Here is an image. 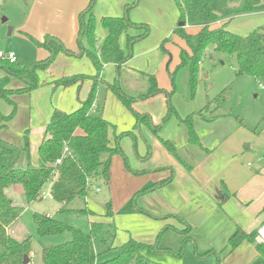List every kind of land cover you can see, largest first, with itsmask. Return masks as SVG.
<instances>
[{
  "label": "crops",
  "instance_id": "crops-1",
  "mask_svg": "<svg viewBox=\"0 0 264 264\" xmlns=\"http://www.w3.org/2000/svg\"><path fill=\"white\" fill-rule=\"evenodd\" d=\"M29 1L26 19L17 26L18 29L31 39L40 40V43L46 36L54 37L68 50V54L60 52L55 58L59 66L56 63L53 66V63L45 71L37 72L38 79H42L41 87L35 91L39 94L38 99L34 101L35 104H30L27 123L25 122L20 132L18 131L16 138L21 147L27 131L30 154L33 156L32 163L36 164L37 148L54 110L48 105H42V98H48L50 91H53L50 83L76 75L84 77L74 85L61 88L64 90L62 92L68 93L66 97H61V89H57L59 90L58 105L68 109L72 107V110L57 109L71 113L88 98L96 71L91 61L82 55L81 47L77 48V44L87 46L86 41L80 39L79 16L91 0ZM135 1L95 0L92 8L96 20L95 33L98 46L102 44L107 34L100 24V20L104 17L126 16L137 27L129 29L120 37L119 46L124 53H127L128 38L139 37L146 33L144 38L132 45L134 50L130 60L122 65L118 72L122 88L130 95L129 98L135 99L132 109L150 117V126L146 122L137 124L135 118L133 123L132 118L126 116L124 112L122 114L125 120L122 118L119 120L117 115H110L107 102L103 103L101 115L110 124L111 147L118 144L128 162V167L137 174L128 175L122 167L119 155H113L111 163L115 172L114 169L109 171L108 183L113 216L105 217L107 208L99 205L98 210L93 212L94 215H88L91 223L105 225L102 235L106 245L118 246L132 239L153 246L158 235H162L167 239L161 240L164 243L160 250L178 249L179 253H177L180 256L183 248L192 245L194 258L197 261H192V264H251L258 255L254 245L243 239L231 249L229 240L235 235H248L264 226V164L262 155L259 154L255 158L253 152L254 148H259L261 153L264 151V130L251 135L242 121L239 122L238 119L219 110L220 108L216 109L215 106L201 116L197 114L198 112L194 114L193 126L200 145L189 143L186 126L185 128L177 126L171 119L176 117L182 121L189 115L183 118L171 106L173 114L168 122L163 123L170 104L166 102L163 93L146 100L139 99L149 89L148 78L153 75L143 73L141 70L156 75L159 73L158 70L162 68L166 58L161 55L160 48L166 44V39L173 36L178 27L174 25L176 22L180 23V15L177 17L173 0H137L136 4ZM257 14L264 12L250 15ZM245 16L249 22L248 26L252 25L254 18L250 19L249 15L235 18ZM263 16L259 15V17ZM235 18L227 24V27ZM262 20L264 21V18ZM225 22H219L216 26ZM262 26L264 24L260 27ZM184 28L191 33L198 30L188 25ZM14 30L11 29L10 34ZM229 31L234 33L232 30ZM49 55V52L41 47L33 51V56L38 62L47 59ZM116 71V66L106 64L99 78L104 84H112L116 78ZM5 76L4 72L0 78ZM14 81L11 80L10 88L24 87L16 85ZM104 84L98 85L95 108L98 106L101 109L98 96L99 88L104 87ZM71 90H76L81 97L76 98L75 104L73 93L68 92ZM136 94L140 96L135 98ZM25 96L27 94L13 96L11 99L15 103L18 97ZM106 97L109 98L108 95ZM167 101L169 102V99ZM116 111L122 112L120 107ZM13 118L6 123V126L12 124L16 116ZM17 121H19L18 117ZM122 122L124 124L119 128L120 132H116L114 123H117L118 128ZM135 126L140 138L132 132ZM143 126L153 131L155 127H160L156 131L157 139L151 138ZM119 133L125 135L116 142L114 139L120 136ZM129 133L130 136L127 135ZM164 142L173 146L175 154L164 146ZM116 172L119 177L116 175L117 178H113ZM150 187L155 188L134 198L136 194ZM86 199H84L85 204ZM169 233L171 235H168ZM97 242H100V239H96L94 243ZM100 246L99 250L95 246L97 253L103 249L101 243Z\"/></svg>",
  "mask_w": 264,
  "mask_h": 264
},
{
  "label": "trees",
  "instance_id": "trees-1",
  "mask_svg": "<svg viewBox=\"0 0 264 264\" xmlns=\"http://www.w3.org/2000/svg\"><path fill=\"white\" fill-rule=\"evenodd\" d=\"M174 1L179 10V22L185 23L183 27H177L174 34L185 43L191 54L189 59L191 60L190 88L192 95L195 93L198 82L197 67L200 59L208 50L235 56L237 61L235 76L237 78L246 76L264 83V26L254 29L246 36H240L227 30V24L235 17L264 12V0ZM94 2L95 0H91L88 7L79 16L80 39H84L87 44L86 47L80 45L82 55L91 61L96 71L88 98L71 113H64L59 109L53 110L44 129L41 143L37 148L36 164L30 161V143L27 131H25L23 144L19 151L27 155V167L21 170L13 165H0V264H23L24 257L29 258L31 252L29 239L18 242L8 235L7 228L20 214V209L14 206L5 194L8 187L20 186L26 200L31 202L41 198L45 187L52 183L50 198L60 205L58 213L94 215L93 212H88L86 209L71 210L68 205L76 199H85L94 183L101 180L108 184L111 156L115 154L123 156L117 143L115 147H111L110 124L100 114L101 109L98 106L95 108L98 85L104 84L99 78V74L106 64L116 66L118 74V69L132 56V45L144 38L146 33L139 37L128 38L127 53H124L119 46V39L129 29L137 27L126 16L104 17L100 20V24L107 34L102 44L98 46L95 33L96 20L92 13ZM231 5L234 6L231 7ZM222 21L226 22L216 26ZM186 25L198 28V30L188 33L184 28ZM34 42L49 52L50 55L47 59L33 64H25L18 60L9 63L0 59V69L6 72V76L0 78V99L13 106V111L3 118L6 122L15 115V103L11 98L28 94L38 88L37 72L45 71L58 53L68 54V50L54 37L46 36L42 43ZM161 49L164 50L163 46ZM183 65L184 62L181 63V66ZM12 79L21 80L24 87L10 88ZM83 79V76L76 75L57 79L50 85L53 90L57 87L67 88ZM149 80V90L146 95L139 97L140 100L164 93L163 90L157 88L153 77H150ZM104 85L130 110L137 124L146 122L150 126V117L132 109L135 99L126 97L122 93L116 78L112 84L105 83ZM212 106H215L216 109L220 108L221 104L218 98L208 100L197 114L201 116ZM172 114L173 110L169 105L163 122L167 121ZM181 122L187 128L189 143L200 145L193 126V115L187 116ZM155 128L154 132L157 131V128L159 129V127ZM124 135L116 136L114 140L118 142ZM163 144L171 153L175 154V149L171 144L167 142ZM0 152L8 154L11 150L0 146ZM103 155H108L110 158L104 161L102 160ZM57 161L60 162L57 163ZM153 188L155 187L136 194L134 198ZM106 208L105 217H112L111 203H107ZM33 217L37 233L40 236H59L65 232L71 234V240L51 246L50 249H43L41 255L43 264H158L150 260L147 254L156 247L161 235H158L153 246L132 239L122 245L112 246L111 244L106 245V241L103 239L102 234L105 226L103 223H91L89 233L86 234L77 229L67 228L47 215L34 214ZM96 239H100L103 246L100 253L95 250ZM243 239L253 244L258 254L251 264H264V244L257 241V231L248 235L233 236L229 240L231 249L235 248ZM109 255L112 257L108 258Z\"/></svg>",
  "mask_w": 264,
  "mask_h": 264
},
{
  "label": "rangeland",
  "instance_id": "rangeland-1",
  "mask_svg": "<svg viewBox=\"0 0 264 264\" xmlns=\"http://www.w3.org/2000/svg\"><path fill=\"white\" fill-rule=\"evenodd\" d=\"M29 2V0H0V51L4 53H14L16 59L18 58L17 60L25 64H33L37 61V59L33 56V51H36L39 46H37L34 41L40 42L38 39L34 40L29 36H26L25 33L21 32L17 27L20 26L21 23H23L26 19L25 14L28 12L27 4ZM136 2L137 0L135 1V4ZM174 5L178 17L179 10L175 1ZM232 6L234 5H231V7ZM259 15L264 14H257L253 16L249 15L251 16L250 19L254 18L252 19L254 22L252 25L249 24L250 26L247 24L249 23L246 20L247 16L235 18L233 20L234 22H232L227 27V29L232 30L234 33L240 36H246L251 31L264 24V21L262 20L264 16L259 17ZM176 25H178V22H176L174 26ZM11 29L15 30L10 34ZM79 47V44H77V48ZM163 48L164 50L160 48V53L166 58L162 68L160 69L161 71L158 70L159 73H157V75L156 73H148L142 70L141 72L150 75L153 74L152 77L156 81L157 88L164 90L163 94L166 98V102L170 104V106H172L175 110H177L176 112L179 113L180 116L184 118L191 114L194 118V114L199 112L206 105L208 100L218 98L221 104L219 110L230 114L231 117L236 118L239 121H242L248 131H250L251 135L257 134L260 130H264V83L257 82L253 78L246 76L237 78L235 76L237 68L235 56H228L208 50L206 54L200 59V64L197 67L198 82L195 87V93L192 95L190 88V51L175 34L166 39V44L163 45ZM133 50L134 49L131 48V53H133ZM58 55L59 53L55 56V58ZM55 58L49 66H51L53 63V66L56 64L59 66ZM182 62H184L183 66H181ZM115 74L120 90L126 97H130V95L127 94L122 88L120 82V73L118 72L117 74L116 71ZM1 75H4V71L0 69V76ZM149 79L150 77L148 80ZM14 80L16 85L24 86V83L21 80ZM38 80V88L32 90L25 97H18V100L15 101L14 118L15 116L16 118L15 121L8 126H6L7 122L5 119L3 120V118L13 111V106L0 99V126H3L0 127V146L11 150V152L8 154H3L0 152V165H13L15 168L21 170L27 167L28 157L26 154L19 151L20 146L18 145L16 138L18 131L20 132L24 128L25 122L27 123L26 118L28 117V113L30 111V104H35L34 101L38 99L39 94H37L35 91L41 87L40 80L42 79L39 78ZM260 86H262V88ZM104 87L99 88L100 95L98 96V99L101 107L100 114L102 113L103 103L107 102V108L110 115H117L119 120H121V118L125 120L123 117L124 115L122 114L124 112V114L128 117H131L133 121L134 117L132 114L130 115V110L123 106L119 99L115 95L108 92L106 87ZM59 88L65 89L64 87H57L54 90L52 88L53 91H50L49 94L50 98L49 96L46 99L45 97L42 98V105H48L53 109L62 108L66 111L72 110V107L68 109L60 104L58 105L57 102H59V90L57 89ZM63 89L60 90V96L66 97L68 93L62 92L64 91ZM148 90L149 89H147V91ZM147 91L144 93L145 95L147 94ZM68 92L73 93L74 104L76 103L77 97L81 98L78 96L76 90H71ZM107 95L109 98L106 97ZM136 96L140 95L136 94L135 98ZM168 99L169 102L167 101ZM114 103L115 105H113ZM119 107L122 112L118 113L116 109H119ZM17 117L19 121H17ZM171 119L176 123L177 126L185 128V125L178 118L171 117ZM169 120L170 118L165 122H168ZM123 124V122L120 123L117 128V123H114L116 132H120L119 128H121ZM143 129L149 132L151 138L156 137V134H158L152 129L150 130V128L147 129L145 126H143ZM156 130L158 131V128ZM132 132H135V135L140 138V134L136 126L133 128ZM121 134L122 133H119V135ZM131 144H133V142H131ZM253 152L255 154V158H257L259 154L262 155L259 148H254ZM117 155H119L122 167L128 175L137 174L136 172H132L130 167H128V162L125 160L124 156L120 154ZM32 158L33 156L30 154L31 163ZM109 158L110 157L108 155H103L102 160L106 161ZM112 159L113 156L110 158L108 172L111 169H114L111 163ZM116 175L119 177V174L116 172L113 178H117ZM115 182L117 181L115 180ZM51 187L52 183L48 184L43 190V195L41 196L42 201H40L41 198H39L31 202L26 200L20 186H11L5 190L7 198L14 206L20 209L18 218L9 226V228H7L8 235L18 242L29 239L31 250L29 253V258L31 260V264H43L41 255L44 248H47L48 246L60 245L71 240L70 232H65L59 236L38 235L36 223L33 217L34 214L47 215L60 222L67 228L77 229L86 234L89 233L90 230L91 219L89 218L88 214L78 215L70 213H58L60 205L50 198ZM94 187L99 189L97 193ZM116 195L118 196V193ZM86 198V204L84 199H76L68 205V208L71 210L86 209L88 212H96L99 205L106 207L107 203H111L108 184L101 180L94 183ZM168 235L171 234L169 233ZM162 239L164 240L167 238H163L161 235L159 241H157L158 243L156 247L149 254H147V257L150 260L160 264H192V261L197 262L194 258V249L192 245H188L186 248H183L180 257L178 254L179 252L177 251L178 249L175 251H171L170 249L166 248L160 250L159 248H161L164 243V241H161ZM94 244L98 250L101 248L100 242ZM107 257L110 258L112 255Z\"/></svg>",
  "mask_w": 264,
  "mask_h": 264
},
{
  "label": "built area",
  "instance_id": "built-area-1",
  "mask_svg": "<svg viewBox=\"0 0 264 264\" xmlns=\"http://www.w3.org/2000/svg\"><path fill=\"white\" fill-rule=\"evenodd\" d=\"M0 59L8 61L9 63H14L17 60L14 53H12V52L4 53V52H1V51H0ZM260 87H262V86H260ZM261 159H262V162L264 164V151L262 152ZM59 162L60 161H57V163H59ZM95 191L98 192L99 189L95 188ZM257 241L259 243L264 244V226L261 227L260 229H258V231H257Z\"/></svg>",
  "mask_w": 264,
  "mask_h": 264
},
{
  "label": "water",
  "instance_id": "water-1",
  "mask_svg": "<svg viewBox=\"0 0 264 264\" xmlns=\"http://www.w3.org/2000/svg\"><path fill=\"white\" fill-rule=\"evenodd\" d=\"M184 25H185V23H183V22L178 23V27H183ZM50 247L51 246H48L47 249H50ZM23 264H30V260L28 257H24Z\"/></svg>",
  "mask_w": 264,
  "mask_h": 264
}]
</instances>
